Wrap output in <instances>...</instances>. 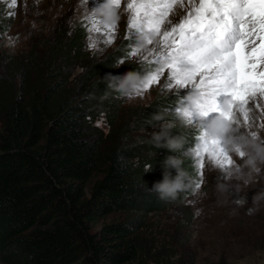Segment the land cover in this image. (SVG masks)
<instances>
[{
  "label": "trees",
  "instance_id": "trees-1",
  "mask_svg": "<svg viewBox=\"0 0 264 264\" xmlns=\"http://www.w3.org/2000/svg\"><path fill=\"white\" fill-rule=\"evenodd\" d=\"M7 20L0 9V31ZM59 28L44 50L36 44L27 53L0 52V264H147L143 235L151 217L178 208L197 185L193 161L182 156L194 138L172 132L167 137L175 147L163 141L152 156L139 158L125 129L117 141L99 134L94 109L112 116V126L117 117L121 95L109 84L135 82L153 65L129 60L130 40L99 59L86 47L85 27ZM73 67L81 69L74 76L67 71ZM177 99L163 101L171 107ZM158 100L139 118L155 123ZM168 155L180 161L188 186L165 201L151 188ZM118 212L126 218L94 229Z\"/></svg>",
  "mask_w": 264,
  "mask_h": 264
},
{
  "label": "rangeland",
  "instance_id": "rangeland-1",
  "mask_svg": "<svg viewBox=\"0 0 264 264\" xmlns=\"http://www.w3.org/2000/svg\"><path fill=\"white\" fill-rule=\"evenodd\" d=\"M125 7L124 0H121L119 9L111 8V20L99 15L95 8V17L100 21L97 27H100L101 32L92 33L87 31L91 24L87 20L89 8L84 0H15V4L12 0H0L2 17L8 18L6 23L12 20L5 32L0 31V52L18 55L29 52L36 44L38 49L44 50L46 47L43 42L59 27L68 29L81 24L87 32V49L102 59L118 45L131 41V37L124 39L127 36ZM113 23L117 25V39L111 45H105V37L102 35L106 30L104 26ZM14 37L18 39L10 40ZM135 40L136 43L131 42V50L143 43L141 36H136ZM93 43L96 44L95 49L88 46ZM145 47L147 50L141 57L129 56V60L134 64H139L138 59L144 56L152 60L149 55L152 46ZM151 64L145 62L143 66ZM67 71L74 76L81 69L73 67ZM153 71H147L134 82L128 97L119 96L114 100L117 116L115 126L111 125L112 116L100 112L98 108L94 109L93 122L96 131L112 141L120 140L125 129L127 135L132 136L134 144L140 147L139 158L152 156L155 147L165 146L163 141L154 138L162 131L166 135L178 131L184 140L194 138V146L186 147L182 156L190 157L193 161L200 187L195 185L193 193L178 208L151 217V225L143 235L150 249L149 254H145L147 264H214L219 261L227 264H264V201L259 211L249 214V209L254 207V193L264 191V163L257 161L255 170L246 167L250 150L244 146L245 141H252L264 147V127L261 126L264 124V116L260 110L256 111L255 124H250L244 130L236 127L226 136L224 146L233 162L231 165L226 164L221 168L210 162L202 152L204 166L200 169L201 161L195 157L198 137L201 135L200 126H188L182 115L170 111L179 106H167L170 99L163 101L171 97L188 98L192 93L177 95L179 90L165 88L168 78V70L165 69L157 84L147 90L141 89L142 94L137 95V87ZM157 99L163 107L155 114L158 117L155 123L152 124L150 118L140 119V111ZM253 132L256 133L255 137L251 135ZM236 148L245 153L243 158L236 152ZM190 212L193 214L192 220ZM126 216L122 212L111 214L100 219L93 227L97 230L104 222L124 219Z\"/></svg>",
  "mask_w": 264,
  "mask_h": 264
},
{
  "label": "snow or ice",
  "instance_id": "snow-or-ice-1",
  "mask_svg": "<svg viewBox=\"0 0 264 264\" xmlns=\"http://www.w3.org/2000/svg\"><path fill=\"white\" fill-rule=\"evenodd\" d=\"M15 4V0H12ZM105 0H84L92 33H100L94 9ZM119 9L121 0H107ZM127 36L143 37L140 47L127 55L137 58L152 46V51L138 63L157 65L137 87L147 90L159 82L168 70L165 88L191 92L170 111L179 113L188 126L199 125L201 135L195 157L203 169L202 152L208 160L223 168L233 162L224 146L233 129H246L256 123V111L264 116V0H124ZM102 34L105 45L117 39V25H106ZM18 37L10 38V40ZM96 48V44H89ZM103 51V49H98ZM123 64V61H118ZM163 91V89H162ZM215 122L216 131L207 124ZM264 127V124L261 125ZM253 137L256 133H251ZM240 157L245 153L239 148ZM149 170V169H148ZM259 171V170H258ZM202 179V177H201ZM200 184L197 183V188Z\"/></svg>",
  "mask_w": 264,
  "mask_h": 264
},
{
  "label": "clouds",
  "instance_id": "clouds-1",
  "mask_svg": "<svg viewBox=\"0 0 264 264\" xmlns=\"http://www.w3.org/2000/svg\"><path fill=\"white\" fill-rule=\"evenodd\" d=\"M96 11L99 15L105 17L106 19H112L111 5L107 3V0L99 5ZM133 84L134 80L131 78H123L115 84L110 83L109 87L115 89L120 93L121 96L128 97ZM187 99L191 100V96H189ZM207 127L212 132L216 131L215 122H209ZM154 138L157 141H166V146L169 149L176 146L175 142L168 138L164 131L157 134ZM244 146L250 150L249 159L245 162V166L251 170H255L257 161L264 163V147H260L252 141H245ZM162 167L163 177L161 180L153 184L151 190H153L161 200H174L177 194L188 186L186 183L188 179L187 174L180 167V161L171 155L166 156L162 162ZM172 169H175L174 176L171 172ZM146 171L149 170L145 169V172ZM247 182L248 181H246V183ZM262 201H264V191L254 193L252 198L254 207L249 209V214L259 211Z\"/></svg>",
  "mask_w": 264,
  "mask_h": 264
}]
</instances>
